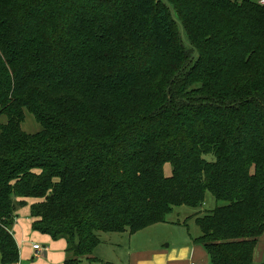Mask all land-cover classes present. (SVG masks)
Segmentation results:
<instances>
[{
    "label": "trees",
    "instance_id": "1",
    "mask_svg": "<svg viewBox=\"0 0 264 264\" xmlns=\"http://www.w3.org/2000/svg\"><path fill=\"white\" fill-rule=\"evenodd\" d=\"M25 111L39 131L22 130ZM0 115L2 264L19 260L12 229L28 200L32 229L65 240L63 264L99 261L101 233L133 234L181 205L196 209L207 264L253 263L264 233L256 0H0ZM206 191L216 205L199 215Z\"/></svg>",
    "mask_w": 264,
    "mask_h": 264
},
{
    "label": "rangeland",
    "instance_id": "2",
    "mask_svg": "<svg viewBox=\"0 0 264 264\" xmlns=\"http://www.w3.org/2000/svg\"><path fill=\"white\" fill-rule=\"evenodd\" d=\"M193 56L194 54L191 55L189 64ZM196 84H198L197 79L194 82V85ZM5 121L6 117L0 115V124ZM21 128L27 133H35L41 127L33 115L25 111V118L21 124ZM163 173L166 176L171 174L169 162L164 164ZM215 203L214 197L210 192L206 191L204 204L199 215L204 213L205 210L213 208L216 205ZM195 212L196 209L181 205L173 208L172 212L166 216L165 222L155 223L133 234L127 232L101 233V241L92 251V255L96 256L99 261L90 262L84 259L82 264H127V253L129 250L133 251L134 249L149 251L152 249L165 250L170 252L172 256L176 255L179 259L186 260L189 254L185 252L183 244L187 243L186 240L190 239V236L191 238H195L200 234L199 227L196 225L193 217ZM260 240L261 238H259L255 246V250L257 249V251L253 254L252 264H264V243ZM35 259L37 257L33 258V260ZM193 260L199 263H209L208 255L201 249L193 254Z\"/></svg>",
    "mask_w": 264,
    "mask_h": 264
},
{
    "label": "crops",
    "instance_id": "3",
    "mask_svg": "<svg viewBox=\"0 0 264 264\" xmlns=\"http://www.w3.org/2000/svg\"><path fill=\"white\" fill-rule=\"evenodd\" d=\"M31 203L32 201L28 200L25 206L18 208L16 211L12 231L19 250V260L10 264H63L65 259V240L52 239L49 235L32 229V218L30 216ZM260 238V241L264 243V233ZM186 242L188 244H183V248L186 250L185 252L189 254L186 260L179 259L176 255L172 256L170 252L165 250L152 249L149 251L145 249H134L133 251L129 250L127 253V264H207L193 260V254L197 253L199 249L207 254L205 249L201 245L194 243L191 236ZM33 244H39L41 248L35 250L32 247ZM256 251L257 249L254 251V254ZM35 257L37 259L33 260ZM0 264H2L1 254Z\"/></svg>",
    "mask_w": 264,
    "mask_h": 264
},
{
    "label": "built area",
    "instance_id": "4",
    "mask_svg": "<svg viewBox=\"0 0 264 264\" xmlns=\"http://www.w3.org/2000/svg\"><path fill=\"white\" fill-rule=\"evenodd\" d=\"M257 2L261 5H264V0H257ZM33 249L35 250H39L41 248V246L39 244H33Z\"/></svg>",
    "mask_w": 264,
    "mask_h": 264
},
{
    "label": "water",
    "instance_id": "5",
    "mask_svg": "<svg viewBox=\"0 0 264 264\" xmlns=\"http://www.w3.org/2000/svg\"><path fill=\"white\" fill-rule=\"evenodd\" d=\"M195 54V53H194Z\"/></svg>",
    "mask_w": 264,
    "mask_h": 264
}]
</instances>
